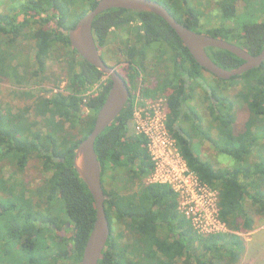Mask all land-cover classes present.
I'll return each instance as SVG.
<instances>
[{"label": "trees", "instance_id": "trees-1", "mask_svg": "<svg viewBox=\"0 0 264 264\" xmlns=\"http://www.w3.org/2000/svg\"><path fill=\"white\" fill-rule=\"evenodd\" d=\"M98 1L0 0V264H81L97 212L74 158L94 128L111 78L78 53L69 29ZM159 1L190 29L204 26L207 12L191 0ZM212 3L221 19L206 34L258 54L264 17L256 4L264 0ZM93 33L109 65L126 64L118 71L131 93L95 142L111 226L99 264L240 263L248 248L244 234L264 223V62L219 78L165 19L143 10H105L94 19ZM58 44L70 50L63 79L49 69ZM207 51L226 69L244 62L223 48ZM64 79L65 91L45 86ZM140 85L145 96L165 94L169 132L199 179L219 191L228 232L200 234L168 184L147 183L154 162L146 137L133 126ZM223 154L234 162L222 164ZM32 160L47 173L35 186L23 176Z\"/></svg>", "mask_w": 264, "mask_h": 264}, {"label": "water", "instance_id": "water-1", "mask_svg": "<svg viewBox=\"0 0 264 264\" xmlns=\"http://www.w3.org/2000/svg\"><path fill=\"white\" fill-rule=\"evenodd\" d=\"M111 8L143 10L160 15L180 36L196 61L219 78L229 79L264 62V47L258 54H252L236 43L192 30L180 22L159 0H99L93 9L69 29V39L78 53L111 78L110 90L97 113L94 128L80 142L74 158V164L79 175L93 195L97 212L81 264H99L111 234L110 221L105 206L107 195L103 188L101 166L95 150V142L97 137L124 109L131 96L128 83L124 77L117 68L109 65L102 57L93 33V22L96 16ZM209 47L229 50L244 59V62L233 69L221 67L209 55L207 51Z\"/></svg>", "mask_w": 264, "mask_h": 264}, {"label": "built area", "instance_id": "built-area-1", "mask_svg": "<svg viewBox=\"0 0 264 264\" xmlns=\"http://www.w3.org/2000/svg\"><path fill=\"white\" fill-rule=\"evenodd\" d=\"M133 102L134 130L146 137L154 162L147 183L168 184L178 196L179 210L200 234L228 232V224L220 217L219 191L199 179L169 132L166 96L153 98L138 92Z\"/></svg>", "mask_w": 264, "mask_h": 264}, {"label": "rangeland", "instance_id": "rangeland-1", "mask_svg": "<svg viewBox=\"0 0 264 264\" xmlns=\"http://www.w3.org/2000/svg\"><path fill=\"white\" fill-rule=\"evenodd\" d=\"M7 1H9V0H7ZM212 1L213 0H191L192 5H195L196 7L200 8V9H204L205 12H207V13L202 15L203 16L202 21H203L204 26L202 28L201 27L199 28L200 32H202V33H207L208 32L207 28L210 27L211 24H213V23H219V20L221 19L219 9L212 3ZM262 4L263 3L256 4V6H257L256 13L258 15H260L261 19L264 17V6ZM240 12H241V9H238V13H240ZM240 19L241 18H238V21ZM111 42L112 43H110V44L112 45L111 47L113 48V50H118V42L116 40L114 41L113 37L111 39ZM68 49H69L68 47H65V46L63 47V45L61 46V44H58L56 51L54 53V56L49 62V69L51 70V72L52 71L55 72L56 75L61 76V78L65 77L66 64H65L64 60L66 59V55L70 51ZM124 65H126V64L121 65L119 63L116 66V68L119 69L120 71H122L124 68ZM209 77H211V78H209L211 80L214 79L212 76H209ZM142 84L143 83L141 81V85ZM141 85L138 86L135 93L142 92ZM8 86H11V85H8ZM45 86L48 88L55 87L57 90L65 91L64 89L66 88V80L64 79L59 84L48 83ZM0 96H2V95H0ZM161 96L165 97V94H160L157 97H161ZM6 97H8V96H6ZM6 97H3V98H6ZM8 99H10V98H8ZM205 151L207 152L205 154H208V155L214 154L211 149H207ZM215 159H216V157H215ZM220 160L223 162L222 164H224V165H227L228 163L234 162V159L227 154L221 155ZM46 175H47V173L43 172L41 165H40V162L38 160H32L29 163V165L27 166V168L23 174L24 178L26 179V181L31 186H35V185L40 184L41 181L43 180V177H45ZM244 235H245V238L248 242V248H247V251L243 257V260L238 264H264V223L260 227H258L257 229L250 231V232H247ZM13 257H14V261L16 263H18L17 258L15 256H13ZM5 264H12V263L10 261L7 262V260H6Z\"/></svg>", "mask_w": 264, "mask_h": 264}]
</instances>
